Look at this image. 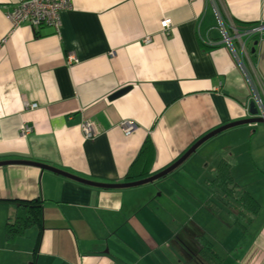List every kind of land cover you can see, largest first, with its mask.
Wrapping results in <instances>:
<instances>
[{"label":"crops","instance_id":"obj_1","mask_svg":"<svg viewBox=\"0 0 264 264\" xmlns=\"http://www.w3.org/2000/svg\"><path fill=\"white\" fill-rule=\"evenodd\" d=\"M14 1L0 0V162L132 182L167 169L213 130L252 117L248 78L264 83V0H72L59 33L14 28L7 16ZM165 18L168 34L160 25ZM256 26L260 33L251 32ZM85 120L97 127L93 138L82 132ZM124 120L137 126L130 136L120 128ZM23 124L33 129L26 137ZM147 141V176L130 180ZM223 159L236 196L247 191L260 205L244 229L206 184ZM33 200L42 204V221L9 238L21 202ZM209 200L219 215L206 208ZM192 232L219 256L210 264H264V124L230 128L166 177L131 188L90 186L36 165H0V264H200L184 248Z\"/></svg>","mask_w":264,"mask_h":264},{"label":"trees","instance_id":"obj_2","mask_svg":"<svg viewBox=\"0 0 264 264\" xmlns=\"http://www.w3.org/2000/svg\"><path fill=\"white\" fill-rule=\"evenodd\" d=\"M153 160V148L150 141H147L139 156L137 161L134 163L132 168V173L128 175V179H138L147 176V170ZM142 166L144 168L141 174L134 176L133 170L137 166ZM206 184L213 188L216 192V199L220 205L227 206L230 211H233L234 225L239 229H244L242 222L250 223L252 217L251 215L257 214L260 209L259 203L251 196L247 191H243L239 197L236 193L239 191L238 185L234 181V177L231 172L230 163L223 159L213 171V179L206 181ZM206 208L210 210L214 215H219L221 212V207L213 201H207L205 203ZM20 213L13 222L8 224L7 234L9 238H15L22 235L26 229L32 227L35 224H39L42 221V204L39 200H33L29 202H21ZM193 242L189 244L185 243L184 248L187 254L193 258H196L200 264L205 262L208 263L209 260H218L219 256L214 252L212 244L203 236L197 232H192ZM195 244L197 246L196 250L190 245ZM211 264H217L215 261H211Z\"/></svg>","mask_w":264,"mask_h":264},{"label":"built area","instance_id":"obj_3","mask_svg":"<svg viewBox=\"0 0 264 264\" xmlns=\"http://www.w3.org/2000/svg\"><path fill=\"white\" fill-rule=\"evenodd\" d=\"M72 8V0H15L12 3L10 10L7 12V16L10 19L14 28L21 26L22 24H28L34 29H39L42 27H50L54 29L55 32L59 33L62 22H61V12ZM162 31L166 34L169 33L172 22L170 19L165 18L161 21ZM224 32V40L230 42V38ZM235 35L239 39L241 38L240 33L234 28ZM262 31V26L254 27L251 32L260 33ZM146 44L151 42V37L147 36L144 39ZM244 46V45H243ZM70 64L77 62V58L74 54L68 57ZM249 76V75H248ZM248 81L252 85V102H255L256 107L259 110L260 117L264 118V100L262 98L261 92L264 94V83L260 78H248ZM27 107L35 109L37 104H28ZM120 128L126 136H130L137 128L136 124L131 120H124L120 123ZM82 132L86 138H93L97 135L98 130L95 124L89 120H85L81 125ZM32 127L23 124L21 126L22 137H26L32 133Z\"/></svg>","mask_w":264,"mask_h":264},{"label":"water","instance_id":"obj_4","mask_svg":"<svg viewBox=\"0 0 264 264\" xmlns=\"http://www.w3.org/2000/svg\"><path fill=\"white\" fill-rule=\"evenodd\" d=\"M129 90H130V87L123 88V89L119 90L118 92H116L115 94H113V96L111 98H114V99L118 98V97L126 94ZM249 112H250V115L252 116L251 118L241 120V121L232 122V123L226 124L224 126H221L217 129L213 130L212 132L208 133L207 135H205L204 137L199 139L180 159H178L174 164L169 166L167 169L163 170L162 172H160L154 176L144 178L141 180H137V181L125 182V183H119V184H105V183L93 182V181H89V180L74 176V175L69 174L67 172H64L62 170L50 167L48 165L33 162V161H20V160H18V161H14V160L13 161L12 160L11 161H1L0 165H6V164L36 165L38 167H41L42 169H46V170L56 172L58 174H61L65 177H68V178L73 179L75 181L81 182L83 184L95 186V187H99V188H105V189H121V188L137 187V186L144 185L147 183H152L156 180H159L161 178L166 177L171 172L176 170L179 166H181L188 158H190L198 150V148L201 145H203L206 141H208L209 139L217 136L218 134H220V133H222V132H224L230 128H233V127H236L239 125H244V124H260V123L264 124V118L258 116L259 110L256 107L255 102L250 103Z\"/></svg>","mask_w":264,"mask_h":264}]
</instances>
